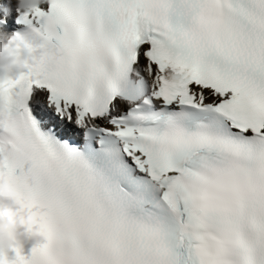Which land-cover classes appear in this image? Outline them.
<instances>
[{
  "label": "snow or ice",
  "instance_id": "1",
  "mask_svg": "<svg viewBox=\"0 0 264 264\" xmlns=\"http://www.w3.org/2000/svg\"><path fill=\"white\" fill-rule=\"evenodd\" d=\"M16 3L45 55L0 85V174L50 240L8 264H264V0Z\"/></svg>",
  "mask_w": 264,
  "mask_h": 264
},
{
  "label": "clouds",
  "instance_id": "2",
  "mask_svg": "<svg viewBox=\"0 0 264 264\" xmlns=\"http://www.w3.org/2000/svg\"><path fill=\"white\" fill-rule=\"evenodd\" d=\"M43 0H17L19 11H28ZM21 35L0 36V85L32 67L33 59L43 58L45 50L21 46ZM16 41L17 43H14ZM45 205L17 191L11 179L0 174V264H8L13 251L24 253L25 244L39 249L50 240Z\"/></svg>",
  "mask_w": 264,
  "mask_h": 264
}]
</instances>
